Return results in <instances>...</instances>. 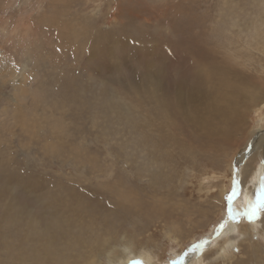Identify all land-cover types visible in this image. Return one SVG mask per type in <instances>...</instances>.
I'll list each match as a JSON object with an SVG mask.
<instances>
[{"label": "rangeland", "instance_id": "obj_1", "mask_svg": "<svg viewBox=\"0 0 264 264\" xmlns=\"http://www.w3.org/2000/svg\"><path fill=\"white\" fill-rule=\"evenodd\" d=\"M257 15L264 0H0V53L17 71L0 66V264H37L32 255L56 239L57 223L66 228V217L71 231L92 225L100 241L133 240L137 255L154 254L157 264H218L228 250L218 236L235 220L224 237L239 239L227 264H264V236H239L249 224L244 209L264 199L263 172L245 183L237 166L234 178L228 147L200 151L188 134L197 129L177 116L181 102L225 97L234 72L260 57L248 54V42L256 47L264 35ZM176 44L197 60L168 50ZM187 69L180 89L173 81ZM162 71L170 107L142 87L145 75ZM162 108L185 121L188 138L167 129L172 146L150 147ZM242 113L243 139L264 130L256 114ZM99 251L90 264L106 263Z\"/></svg>", "mask_w": 264, "mask_h": 264}, {"label": "bare ground", "instance_id": "obj_2", "mask_svg": "<svg viewBox=\"0 0 264 264\" xmlns=\"http://www.w3.org/2000/svg\"><path fill=\"white\" fill-rule=\"evenodd\" d=\"M257 16L255 17L257 20L264 19V15L263 17H260V15L258 17ZM256 31H255V34H256ZM250 34L252 33L250 32ZM257 36L260 38L259 43L258 44L256 43L257 46L254 47L253 44H250L252 40L251 39L250 42H248L249 52L248 50L246 51L248 52L249 56L253 54H258V56L260 57L257 58L255 61L254 59L253 60L252 59L250 60V58L247 59L249 63L248 62H245V63H248L247 65L249 66V68H247L246 72L241 68L245 73L243 72L239 73L238 70L240 68L239 69L237 68L238 70L234 72V79L231 82L229 93L225 97H223L220 100H213V101L200 100V102H194L195 107L190 102L188 103L181 102L178 107V111H177V116L179 115L181 116L180 119L186 118L187 123L192 128L197 129L199 135L195 133L192 129H188L189 130L188 134L191 137L193 135L192 138L195 139L194 144L198 143L197 148L200 151L209 152V150L213 148H215L216 151H221L222 149L226 150V148L228 147L227 153H226V160H224L226 168L230 169V171L232 172L235 178L236 177L235 170L243 165L242 174H243L245 183L248 182L249 178L253 174L258 173L257 178L259 177V175L261 177L262 172L264 174V130L262 129L257 130L254 128L251 131H248L246 138L243 139L244 121H245V119L242 117L243 109L249 110L251 114H256L257 122L259 124L264 123V60H263L264 58V35H257ZM254 42L252 41V43ZM185 46L189 50H186ZM230 46L227 48L228 49L227 51H228V54L230 53L231 55L232 49ZM168 50H172L179 56L185 53L191 54L192 52V56H191L192 60L193 59L197 60L196 52L193 53L192 49L185 44H176V46L173 45V47L172 48L169 47ZM242 51L243 50H241L240 53H242ZM230 55L229 57H231ZM235 55L236 54H234V56ZM239 55L242 56V54H239ZM239 58L240 57H238V59ZM236 59L237 58L234 59L233 57V60L237 62ZM239 61L241 60L239 59ZM251 61H254V63ZM164 64L165 65L167 64L166 61L165 63H163V66ZM2 65H4L5 69L6 68L9 69L12 67V71L16 74L17 71L14 68L15 66L13 67V64L11 62H8V61L4 62L3 57L1 56V53H0V66ZM238 67H239V64H238ZM182 70H177L176 79L175 80L173 79L174 81L171 79V81H173L175 85L178 86L180 89L184 88L185 86L186 87L188 86L186 84H188V80L190 77L189 76L190 69H187L184 71ZM165 73H166L165 71H162L160 73L157 72V73H151L149 75H145L143 78V81L144 79H147L148 83L144 84L142 87L146 88L144 92H146L147 95H152L154 97L157 104L160 100H162L165 106L170 107L168 103V98L171 97L172 92H171V88L169 84L170 81L166 79L164 76ZM167 74L168 73H166V75ZM11 75L12 73L9 75L6 74L4 76V79L9 78ZM23 82H24V86L27 88L29 81L26 79V80H23ZM250 82L251 84H248ZM179 95L180 94H177L175 96H179ZM165 109L163 108L159 109L158 115H159L160 120H162V123H159L158 125H154V127L158 126L161 132L159 133L157 132L158 134L156 136L158 137L150 141V147L156 146V144L158 145L159 148L161 147L162 144H165L166 146H169V147L172 146L171 137L165 136V134L168 133L169 129L180 130V135L186 140L188 138L185 135V131H184L185 127H184L183 122L185 121L182 120L183 121L182 123H178L177 116L175 117L174 111L172 109H169V111H166ZM192 109L193 111L198 112L196 116H192L190 114L189 111H191ZM201 109H203L207 113L205 116L201 115ZM215 125L218 127H215ZM161 133L163 134V136H161ZM233 136L237 137L238 142L232 140ZM216 146H218V148ZM144 147L149 148V145L145 144ZM246 155H248V157ZM246 159H248L247 163H245ZM156 161L159 162L158 160ZM260 162L262 163L261 164L262 167L257 168L256 165L257 163H260ZM170 175L172 176V174ZM254 186L256 188L258 185L255 183ZM225 191L226 190L222 188L220 192L221 196H224ZM215 198L218 199L217 196ZM258 208L259 206L255 209L256 217L251 221L246 215V213L251 209V206H248L244 209L246 212H243V215L246 216L245 219H247V222H249V224L243 226V231L241 232L239 236H242V235L252 236V234L255 232L260 234L262 237L264 236V223L263 225L261 224L262 221L258 222L257 224L254 223L255 220L258 218ZM64 220H67L66 228L63 229V227L60 226L59 223L55 225V228L59 229V232L56 233V239L48 241V244H47L49 245L48 247L46 245L42 249L40 248L39 250H37V253L32 255V258L37 262V264H90V260L98 256L97 252L95 253L94 251L101 249V251H99L98 253V254H101L104 252V249L106 248L108 249H106V251L103 253L106 258L105 264H129V261L131 260H141L143 261V264H157L156 256L154 254H148V257L146 256L139 257L137 255V252H138L136 250L137 247H135L136 244L135 245L133 244V240L130 241V239L128 240L125 238V240H123L120 245H117V244L112 245L110 244L112 238L108 240L111 236L108 239L103 238V240L101 241L99 240L101 236L99 238L93 237L91 235V234L94 235L93 233L94 229L92 225L88 227H81L78 231H71L69 229L70 224L68 223L69 221H71V219L70 218L67 219L66 217L64 218ZM73 222L75 223V226L78 229V225H80V223L77 217L74 218ZM235 222L236 221L233 220L232 221L233 225L227 226L226 232H224L222 236H218L219 240H221L223 243L221 247L222 252L225 253L226 250L228 249L226 252V255H224L221 259H218L220 261L218 264H227V263L232 262V259L230 258V256L233 253H231V250L233 249L234 246L237 245V241L239 239L238 240L235 239V240L228 242L229 238L228 239H225V238L230 233L237 230L238 226L234 225ZM260 224L262 225V227L259 232L258 228ZM99 232L101 233V231ZM70 234L77 237L80 240H74L72 238H69ZM167 236H169L170 238H173L175 235L171 237V233H168ZM86 239H89V240L87 242H84ZM175 239H178V238L175 237ZM225 244L227 245V247H225ZM250 246L253 247V245L251 244ZM253 248H255V246ZM260 248L258 246V249ZM73 252L74 253L78 252L76 257L72 255ZM87 255H89L91 258L88 257V259L86 258V261L83 260L84 257H86Z\"/></svg>", "mask_w": 264, "mask_h": 264}, {"label": "snow or ice", "instance_id": "obj_3", "mask_svg": "<svg viewBox=\"0 0 264 264\" xmlns=\"http://www.w3.org/2000/svg\"><path fill=\"white\" fill-rule=\"evenodd\" d=\"M229 200H231V197H229ZM257 201H258V203L252 205L251 209L246 213V215L248 216L250 221L253 220L256 217L255 209L258 206L264 205V199H262L260 196L257 197ZM129 264H143V261H141V260H131V261H129ZM171 264H175V262H171Z\"/></svg>", "mask_w": 264, "mask_h": 264}]
</instances>
